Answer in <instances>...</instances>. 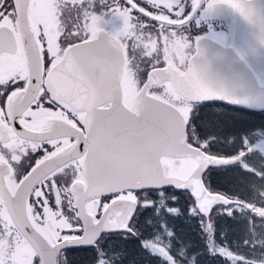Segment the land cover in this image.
Here are the masks:
<instances>
[{
    "label": "snow or ice",
    "instance_id": "6c2138e0",
    "mask_svg": "<svg viewBox=\"0 0 264 264\" xmlns=\"http://www.w3.org/2000/svg\"><path fill=\"white\" fill-rule=\"evenodd\" d=\"M257 45L264 0H0V264H250L229 221L264 207L214 170L264 180Z\"/></svg>",
    "mask_w": 264,
    "mask_h": 264
},
{
    "label": "trees",
    "instance_id": "16d2710c",
    "mask_svg": "<svg viewBox=\"0 0 264 264\" xmlns=\"http://www.w3.org/2000/svg\"><path fill=\"white\" fill-rule=\"evenodd\" d=\"M215 111L222 113V115L217 118L218 123H215V119L210 118L213 122V127L209 131L213 134L226 133L230 130L233 122L240 118L239 112H232L227 109H216ZM244 119L248 118L244 117ZM220 150L224 155L232 154L227 149L221 148ZM246 163L264 172V156H260L258 153L246 158ZM214 171L217 174L215 187L218 190L264 207L259 196L256 195L261 189H264V180L258 179L250 171H245L239 164L215 169ZM259 216L258 214L252 216L251 213L246 211L242 215L237 214L235 220L229 221L233 231L227 235L226 242L230 247H233L234 251L250 257V264H264V221H260L258 226L254 228L250 226L252 221L259 220ZM189 226L191 230H195L196 226L192 221H183L181 225H178V229L180 231H188ZM246 240L249 245H255V247H246L244 245ZM73 259L76 264H80L83 255L78 254ZM205 264H224V262L221 259L209 258L205 261Z\"/></svg>",
    "mask_w": 264,
    "mask_h": 264
},
{
    "label": "water",
    "instance_id": "95a60500",
    "mask_svg": "<svg viewBox=\"0 0 264 264\" xmlns=\"http://www.w3.org/2000/svg\"><path fill=\"white\" fill-rule=\"evenodd\" d=\"M225 24H230L231 21H224ZM227 30V29H225ZM238 38H243L246 40H255L256 37L252 36L249 29L245 27L242 23L238 24ZM250 60L253 66L259 71L264 70V48H260L257 45L250 53Z\"/></svg>",
    "mask_w": 264,
    "mask_h": 264
},
{
    "label": "flooded vegetation",
    "instance_id": "af4514ba",
    "mask_svg": "<svg viewBox=\"0 0 264 264\" xmlns=\"http://www.w3.org/2000/svg\"><path fill=\"white\" fill-rule=\"evenodd\" d=\"M41 14H42L43 16H45L46 18L51 19V13L49 12V10H48L47 8H43V9H41Z\"/></svg>",
    "mask_w": 264,
    "mask_h": 264
},
{
    "label": "rangeland",
    "instance_id": "374dc122",
    "mask_svg": "<svg viewBox=\"0 0 264 264\" xmlns=\"http://www.w3.org/2000/svg\"><path fill=\"white\" fill-rule=\"evenodd\" d=\"M257 214H258V215H260V213H259V212H258Z\"/></svg>",
    "mask_w": 264,
    "mask_h": 264
}]
</instances>
